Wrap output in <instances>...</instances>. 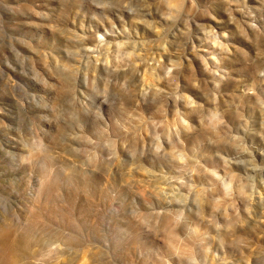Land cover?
I'll use <instances>...</instances> for the list:
<instances>
[{"label":"clouds","instance_id":"obj_1","mask_svg":"<svg viewBox=\"0 0 264 264\" xmlns=\"http://www.w3.org/2000/svg\"><path fill=\"white\" fill-rule=\"evenodd\" d=\"M0 264H264V0H0Z\"/></svg>","mask_w":264,"mask_h":264}]
</instances>
